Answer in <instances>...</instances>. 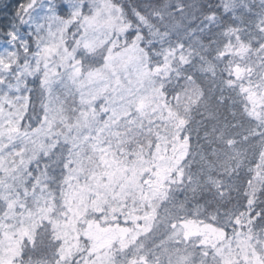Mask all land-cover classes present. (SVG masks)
I'll list each match as a JSON object with an SVG mask.
<instances>
[{"label":"snow or ice","instance_id":"1","mask_svg":"<svg viewBox=\"0 0 264 264\" xmlns=\"http://www.w3.org/2000/svg\"><path fill=\"white\" fill-rule=\"evenodd\" d=\"M0 264H264V0H0Z\"/></svg>","mask_w":264,"mask_h":264}]
</instances>
